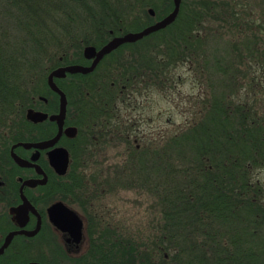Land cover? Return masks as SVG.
I'll return each instance as SVG.
<instances>
[{
    "label": "trees",
    "instance_id": "1",
    "mask_svg": "<svg viewBox=\"0 0 264 264\" xmlns=\"http://www.w3.org/2000/svg\"><path fill=\"white\" fill-rule=\"evenodd\" d=\"M263 1L181 0L165 28L119 45L91 72L56 79L68 97V122L77 130L67 144L71 172L98 143L100 128L123 125L116 116L120 105L137 107L136 94L171 85L181 77L174 74L177 67L185 66L204 86L198 120L163 144L135 145L128 153L126 168L151 181L161 217L142 244L147 252L119 232L100 231L110 236L106 242L119 251L120 264H264V185L255 177L264 168V111L233 100L234 91L244 89L237 76L242 60L258 51L256 65L264 67V46L258 49L253 30L264 25ZM173 7V0H0V137L51 135L52 124L40 126L25 116L27 108L50 112L57 106L45 72L84 64L86 45L98 48L113 36L141 30ZM249 78L248 85L258 80Z\"/></svg>",
    "mask_w": 264,
    "mask_h": 264
},
{
    "label": "flooded vegetation",
    "instance_id": "2",
    "mask_svg": "<svg viewBox=\"0 0 264 264\" xmlns=\"http://www.w3.org/2000/svg\"><path fill=\"white\" fill-rule=\"evenodd\" d=\"M262 7L264 8V3ZM259 13L264 14V9ZM92 60V58L86 59L81 65L89 66ZM65 66L67 65L58 67ZM70 74L72 73L66 72L63 77H55V83L56 79H68ZM240 74L237 75L241 79L240 84L247 88V70ZM52 92V97L57 103L54 111L32 109L48 114L57 112L59 96L56 92ZM38 99L44 103L48 102L42 96ZM66 100L64 122L57 142L53 146L36 149L19 144L44 141L57 135L58 125L49 119L31 121L40 126L46 123L52 124L54 130L48 137L16 141L0 137V264H120L121 262L119 251L112 250L113 244L110 241L106 242L107 236L100 233V230L104 229L101 226L111 224L105 218L104 209L107 208L108 202H99L101 192L105 193L104 186L108 191H118L119 176H106L104 171L91 176L90 173L80 170V167L73 172L70 171L71 156L67 144H70L76 134L70 136L65 133L67 127L74 126L68 122L67 95ZM116 116L120 118L119 112ZM55 147H64L68 151V167L62 175L58 174L49 163L48 152ZM32 156L36 157L35 160H32ZM126 156L129 159V155ZM15 157L27 160L33 165L21 166ZM100 186L102 189L98 193L97 189ZM58 203L62 206L53 208ZM68 211H73L80 221L79 225L77 219L75 220ZM25 216L26 222L21 224ZM126 264L131 262L128 261Z\"/></svg>",
    "mask_w": 264,
    "mask_h": 264
},
{
    "label": "rangeland",
    "instance_id": "3",
    "mask_svg": "<svg viewBox=\"0 0 264 264\" xmlns=\"http://www.w3.org/2000/svg\"><path fill=\"white\" fill-rule=\"evenodd\" d=\"M252 7L251 13L259 18L258 7ZM258 21L256 19V24ZM253 30L259 38L257 39L258 49H261L264 46V25L260 31L256 30L255 26ZM93 36L94 34H90L89 38ZM223 37L228 38L227 35ZM259 51L262 52V50ZM254 54V59H247V61L243 59L239 66L244 68L243 72L247 70L249 74L247 88L241 91L235 90L233 100L248 101V103L256 104L259 111H264V67L259 66L258 51H255ZM256 62L259 65H256ZM47 73L45 72L44 76ZM174 74L180 75L181 80L174 78L175 82H172L171 85L165 83L161 90L147 89L140 95L136 94L139 102L137 107L120 105L118 108L117 106L121 113V120H125L123 125L112 127L108 131L100 128L103 135L98 138V143L81 155L78 164L80 170L90 173L91 176L98 175L100 171H104L106 176H119L120 188L117 189L118 191H108L105 186L103 187L105 193L101 192L102 186L97 189L98 193H102L99 202L109 203L104 210L105 218L111 225L106 224L101 227L106 228L105 232H110L111 236L115 233L118 235L119 232L125 239L136 240L139 249L143 252H147L148 249L145 247L143 250L142 244H148V238L152 235L156 224L160 223L161 215L156 197L149 188L151 181H145L144 175H135L133 166L130 170L126 168L129 164L126 155L135 145H138L139 148L146 145L163 144L166 137L178 133L187 124L199 119L204 86L193 80L185 66L177 67ZM252 75L258 80L252 85H248L249 77ZM246 90L247 92H245ZM128 119L129 123L133 124L129 128L125 125L128 124ZM92 135L96 137L97 133L93 132ZM255 177L264 185V168L258 169ZM106 238L108 239L110 236L108 235Z\"/></svg>",
    "mask_w": 264,
    "mask_h": 264
},
{
    "label": "water",
    "instance_id": "4",
    "mask_svg": "<svg viewBox=\"0 0 264 264\" xmlns=\"http://www.w3.org/2000/svg\"><path fill=\"white\" fill-rule=\"evenodd\" d=\"M180 1L181 0H173L174 7L171 12H169L167 15L162 17L159 20H156L155 22L143 27L141 30L138 31H128L125 32L121 35H116L113 36L111 39H109L105 44H103L101 47L98 49L93 46V45H86L83 48V56L86 59H93L92 63L89 66H84L80 64H71L67 65L65 67H57L53 70H51L48 75H47V84L49 88L56 92L59 96V105H58V111L55 113L48 114L46 112H42L39 110H34L32 108H28L26 110L25 116L28 120L32 122H39L43 121L45 119H49L50 121H55L56 124L58 125V133L55 135L53 138L44 140V141H39V142H23L19 143L22 144L24 147H34L36 149L38 148H47L53 146L57 142V138L60 134V129L62 127V124L64 122V117L66 114V95L65 93L57 86L55 83L54 78L55 77H63L65 76L66 72L69 73H88L92 71L96 64L100 61V59L105 55L110 53L112 50L116 49L119 45L126 43V42H135L144 36L149 35L150 33L157 31L159 29L165 28L167 25H169L176 17L178 11H179V6H180ZM147 12L149 15L154 16L155 12L153 8L149 7L147 9ZM76 127L71 126L67 127L65 129V133L70 136H74L76 134ZM32 160H35L36 157L32 156ZM17 162L21 166H28V165H33L32 163L28 162L27 160H23L21 158L15 157ZM48 159L50 165L54 168V170L62 175L65 174L67 167H68V162H69V157H68V151L64 147H55L52 150L48 152ZM62 206V204L58 203L53 206ZM69 213H72L73 217L75 220L77 217L74 215L73 211H68ZM26 222V216L23 222V224ZM78 225L80 224V221L77 219ZM59 224V223H58ZM60 225V224H59ZM60 227H62L60 225Z\"/></svg>",
    "mask_w": 264,
    "mask_h": 264
}]
</instances>
